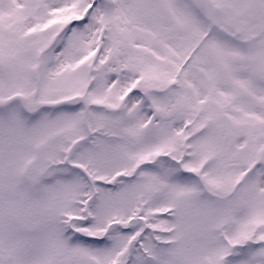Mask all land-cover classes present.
<instances>
[{"label": "snow or ice", "instance_id": "obj_1", "mask_svg": "<svg viewBox=\"0 0 264 264\" xmlns=\"http://www.w3.org/2000/svg\"><path fill=\"white\" fill-rule=\"evenodd\" d=\"M0 264H264V0H0Z\"/></svg>", "mask_w": 264, "mask_h": 264}]
</instances>
